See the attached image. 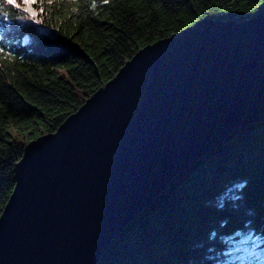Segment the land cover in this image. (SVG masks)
Wrapping results in <instances>:
<instances>
[{
  "label": "water",
  "instance_id": "obj_1",
  "mask_svg": "<svg viewBox=\"0 0 264 264\" xmlns=\"http://www.w3.org/2000/svg\"><path fill=\"white\" fill-rule=\"evenodd\" d=\"M264 120V8L138 50L14 165L0 264H98L111 240L232 130Z\"/></svg>",
  "mask_w": 264,
  "mask_h": 264
},
{
  "label": "trees",
  "instance_id": "obj_2",
  "mask_svg": "<svg viewBox=\"0 0 264 264\" xmlns=\"http://www.w3.org/2000/svg\"><path fill=\"white\" fill-rule=\"evenodd\" d=\"M263 8L264 0H42L33 17L0 0V214L23 147L56 131L138 50L202 19L242 23ZM252 232H264V120L230 131L173 178L98 264H264Z\"/></svg>",
  "mask_w": 264,
  "mask_h": 264
},
{
  "label": "snow or ice",
  "instance_id": "obj_3",
  "mask_svg": "<svg viewBox=\"0 0 264 264\" xmlns=\"http://www.w3.org/2000/svg\"><path fill=\"white\" fill-rule=\"evenodd\" d=\"M42 0H3V3L11 6L12 8L22 9L23 12L28 13L30 16L35 17L38 13L35 12V5L41 3ZM46 2L51 3L52 0H46ZM104 3H108V0H103ZM4 52L3 48H0V54ZM248 242L252 243L254 246L264 248V232H261L259 236L255 232H252L247 236ZM256 240H261V244L257 245ZM259 259V257H257Z\"/></svg>",
  "mask_w": 264,
  "mask_h": 264
}]
</instances>
